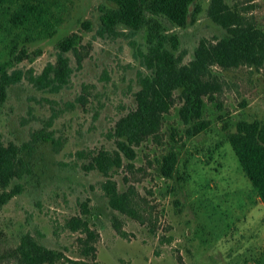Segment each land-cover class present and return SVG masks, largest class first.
Returning <instances> with one entry per match:
<instances>
[{
    "label": "rangeland",
    "instance_id": "1",
    "mask_svg": "<svg viewBox=\"0 0 264 264\" xmlns=\"http://www.w3.org/2000/svg\"><path fill=\"white\" fill-rule=\"evenodd\" d=\"M65 21L52 38L20 44L25 58L15 64L7 55L6 38L0 34V62L14 68L40 73L55 62L57 44L72 33L82 36L78 45L83 61L74 67L71 83L59 93L38 91L27 80L11 86L0 101V140L18 145L31 134L48 128L62 143L59 152L51 143L36 145L32 173L17 182L24 192L0 210V264L26 233L69 258L79 256L80 233L66 230L65 222L80 214L87 202L92 228L99 233L95 244L99 264H264V206L242 170L227 139L228 131L241 120H260L264 125V68L214 67L222 90L205 97L203 119L209 127L188 136L180 118L182 103L165 115L158 138L149 137L136 148L134 166L125 160L113 179L121 192L134 187L137 220L112 209L97 170L87 171L88 159L80 151L114 149L109 133L115 122L136 107L135 93L142 69L136 57L147 47L145 30L130 36L101 37V9L107 0H60ZM202 11L188 26L172 27L178 37L176 55L186 51L193 58L201 39L223 37L226 31L207 14L210 0H199ZM264 31V0H229ZM89 21L83 26V23ZM85 100H78L79 97ZM74 104V107H71ZM178 153V175L164 177L161 159L170 151ZM180 176L181 180L177 177ZM120 226L121 235L114 225Z\"/></svg>",
    "mask_w": 264,
    "mask_h": 264
},
{
    "label": "trees",
    "instance_id": "2",
    "mask_svg": "<svg viewBox=\"0 0 264 264\" xmlns=\"http://www.w3.org/2000/svg\"><path fill=\"white\" fill-rule=\"evenodd\" d=\"M107 1L110 7L101 9L99 36H120L124 32L119 30L121 25L132 37L142 30L147 33L146 50L138 51L136 55L142 67L137 73L140 87L135 93L136 107L120 117L109 133L116 148L83 150L77 154L88 159L85 170H97L105 177L101 188L109 199L110 207L142 220L136 209L137 191L129 187L121 192L113 179L114 172L124 166L125 160L132 168L137 156L136 148L149 137L160 136L165 115L177 101L176 92H179L182 103L180 118L189 126L187 135L192 137L205 131L209 123L203 119L204 99L222 90V82L213 68H264V31L229 0H210L207 14L226 31V35L213 40L201 39L193 58L186 62L187 52L176 55L178 37L170 34L165 24L174 28L188 26L202 11L199 0ZM64 15L60 0H0V34L7 40V55L15 64L20 63L26 56L25 51H19L20 44L54 37L65 21ZM81 40L82 36L75 32L58 42L55 62L47 63L40 73L14 68L10 62H0V101L6 99L11 86L23 80L42 92L59 93L66 88L74 73L69 54L75 56L78 64L83 61L78 47ZM78 100L84 101L85 98L82 96ZM55 118V115L50 117L46 128L32 132L31 138L21 145L14 142L5 144L0 140V210L24 192V184L17 181L32 173L30 158L36 145L51 143L57 152L62 148V143L48 130ZM227 139L264 206L263 123L260 120H241L235 130L228 131ZM178 163L177 152L172 150L165 154L161 159L163 176L173 178L178 175ZM177 178L181 180L180 176ZM80 207V214L67 219L64 227L81 234L77 258H69L26 233L20 243L1 259L17 264H99L95 246L99 233L90 224L92 212L89 204L83 202ZM114 226L121 235H125L120 226Z\"/></svg>",
    "mask_w": 264,
    "mask_h": 264
}]
</instances>
